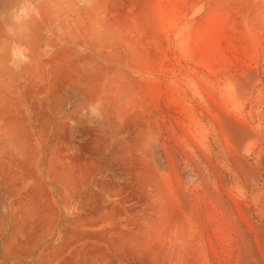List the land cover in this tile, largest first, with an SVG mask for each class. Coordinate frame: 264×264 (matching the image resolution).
<instances>
[{"label":"rangeland","instance_id":"rangeland-1","mask_svg":"<svg viewBox=\"0 0 264 264\" xmlns=\"http://www.w3.org/2000/svg\"><path fill=\"white\" fill-rule=\"evenodd\" d=\"M0 264H264V0H0Z\"/></svg>","mask_w":264,"mask_h":264}]
</instances>
